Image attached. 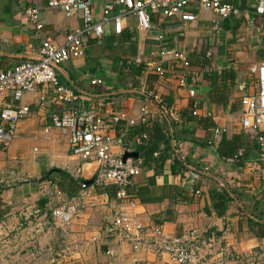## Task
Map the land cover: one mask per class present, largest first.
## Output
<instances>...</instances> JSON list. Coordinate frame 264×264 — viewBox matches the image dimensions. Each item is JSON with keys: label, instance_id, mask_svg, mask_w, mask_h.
<instances>
[{"label": "crops", "instance_id": "crops-1", "mask_svg": "<svg viewBox=\"0 0 264 264\" xmlns=\"http://www.w3.org/2000/svg\"><path fill=\"white\" fill-rule=\"evenodd\" d=\"M91 2L98 17L105 0ZM232 3L239 10L236 18L217 21L211 12L199 10L192 2L189 8L196 14L195 22L183 25L178 17L166 20L158 15L151 32L145 34L134 30L133 16L125 18V29L120 35H115L112 23H108L100 41L88 40L84 56L65 62L57 73L62 84L89 96V105L99 109L101 115L123 110L136 126L142 106L148 107L153 121H159V114L146 97L128 88L129 84L139 88L145 79L142 75L133 77L126 64H131V58L138 54L145 58L152 54L156 32L163 33L169 45L183 49L191 63L189 71L201 76L195 98L178 87L176 77L180 68L164 80L151 75L145 82L179 114L189 111L193 101L198 102L202 116L211 114L210 120L202 124L195 120L179 127L190 131V137L198 142L186 141L185 160L191 164L189 170V166H195L201 174L193 178L190 171L172 173L169 161L166 162L155 185L149 187V195H143L146 200L141 203L137 199L138 218L148 229L162 226L168 235L197 229L204 238L213 237L215 246L207 251V264H264V238L253 235L247 220L253 217L264 224L248 212L254 209L262 217L264 161L258 160L257 150L252 148L251 160L239 169L221 160L216 145L208 143L212 138L208 127L211 123L225 128L222 136L227 140L237 135L254 140L239 128V103L242 96L254 91L249 66L264 63V14L255 13V0H232ZM26 8L39 10L43 24L40 31L28 23L24 15ZM80 24L78 16H65L60 10L48 9L45 0H0V68L7 69L24 61L25 50L35 49L46 37L61 43L65 34ZM208 50L211 56L205 58L203 54ZM95 78L102 84L91 86L90 80ZM118 90L126 92L112 94ZM42 95L44 105L38 103ZM20 103L32 113L18 124L16 138L8 148L0 144V262L51 264L52 257L66 250L70 253L63 258L64 264H90L85 256L90 251L104 257V264H171L166 255L158 254L151 246L134 250L100 233L112 221L114 197L93 189L94 165L81 167L78 158L70 154L66 138L51 125V116L61 111V104L41 87L25 94ZM121 129L118 126L113 134L119 135ZM261 132L264 135V125ZM63 173L72 180L85 181L95 201L92 208L82 211L70 225L58 228L50 215L56 202L47 200L41 191L62 184L63 198H75L79 191L75 193L74 186L63 182ZM151 175V170L143 169L133 179L134 190L146 187ZM220 181L226 188H234L241 198H233L225 214L218 217L212 211L208 191L220 190L223 187ZM196 190L200 191L199 196L194 195ZM94 236L100 239L92 241ZM145 242H149V234Z\"/></svg>", "mask_w": 264, "mask_h": 264}, {"label": "built area", "instance_id": "built-area-1", "mask_svg": "<svg viewBox=\"0 0 264 264\" xmlns=\"http://www.w3.org/2000/svg\"><path fill=\"white\" fill-rule=\"evenodd\" d=\"M48 9L60 10L65 16H78L81 24L65 34L61 43L46 37L34 49H26V59L14 66L0 68V144L5 149L13 142L17 135L18 124L31 115V109L20 103L22 97L41 87L50 92L54 101L61 104V111L51 116V125L59 130L66 138L71 155L78 158L81 167L94 165L92 173V187L95 190H104L114 187L113 218L100 233L106 239L115 240L130 245L134 250L141 246H151L160 255H166L171 264H207L205 259L207 251L215 246L213 237L206 239L197 229L190 230L181 235H168L162 226L146 228L138 218L136 208L138 201L134 195L128 193V186L133 179L143 170L140 159L123 160L125 152H133L137 146L142 145L146 134H138L126 140L127 129L135 126L133 119H128L126 112L117 110L109 115H101L99 109L89 105L87 95L74 92L73 89L60 82L58 77L59 67L74 58L83 57L88 40L100 41L104 36V27L108 23L113 25V33L120 35L125 29V18L133 16L136 20L134 30L145 34L151 32L153 24L151 12H156L159 17L172 20L178 17L183 25L196 21V14L189 8L194 2L199 10L211 12L217 21L236 18L239 10L232 0H105L100 15L93 13L91 0H45ZM255 13L264 14V0H255ZM24 15L28 23L36 31L42 29L40 12L35 8H26ZM217 23V22H216ZM249 23L252 21L249 19ZM165 35L156 32L154 35V51L148 57L138 54L131 58L130 63L142 65L141 75L146 78L154 76L157 80H164L180 68L177 75V85L186 90L190 98H195L196 77L189 71L191 63L187 53L173 45H169ZM203 56L210 58V50ZM129 63V62H128ZM248 75L253 82V93L244 95L240 99L239 128L258 144V160L264 161V135L261 130L264 125V63L252 64L248 68ZM139 88H128L147 98L157 109L159 122H171L176 127H181V118L175 107L170 105L158 92L149 88L147 83ZM102 84L98 78L91 79L90 85ZM45 96L39 98V104L44 105ZM88 103V104H87ZM192 115L198 112V102L191 106ZM147 106L139 109V123H147L150 118ZM206 117H211L207 113ZM121 126L120 134L114 135L113 131ZM225 128L215 127L212 131L211 143L216 145ZM172 130L169 127V135ZM169 158L185 161L187 156V142L174 141L171 143ZM159 152L153 154L157 157ZM257 160V161H258ZM81 171L83 169L81 168ZM78 178V176H76ZM43 197L50 202H56L50 209L53 225L65 228L78 215L87 208H92L94 203L88 201L91 192L87 184H83L77 196L70 200L63 198V193L55 186L43 189ZM199 196L200 191H194ZM37 230V231H36ZM34 230L36 233L38 229ZM149 234V242L145 236ZM99 237H92L96 241ZM100 239V238H99ZM64 250L61 254L52 257L51 264H64V259L69 255ZM109 254V251L107 252Z\"/></svg>", "mask_w": 264, "mask_h": 264}, {"label": "trees", "instance_id": "trees-1", "mask_svg": "<svg viewBox=\"0 0 264 264\" xmlns=\"http://www.w3.org/2000/svg\"><path fill=\"white\" fill-rule=\"evenodd\" d=\"M157 16L158 14L156 12L150 13V18L153 23H157L158 21ZM126 67L130 72H132L133 77H139L141 75V71L143 68L141 64L134 65L133 63L128 65L126 64ZM195 77H196V81L194 82V86L196 87L201 80V76L200 74H195ZM229 77L231 79L234 78V74L231 73ZM193 102L191 106L193 105ZM180 118L182 121L181 127L183 126V124L190 123L195 120L199 124L200 123L202 124V122L206 120H210L209 117L202 116L199 113V104H198V112L196 115H192L191 110H189L185 114L181 112ZM169 127L172 130V137L174 141L176 142L188 141L195 144L198 143L194 138L190 137L191 134L190 131L183 130L181 128L179 129L171 122L167 123L166 121L159 122L157 120L155 121L150 120L148 124L139 123L138 125L129 127L127 129V136L125 138L126 140H129L134 135L146 134V139L144 140L143 144L137 146L135 148V152L138 153V158L142 163L143 169H147L149 171L151 170L152 175L148 178L147 181L148 183L146 187L136 189L135 191L133 184L128 186V193L134 195L135 199L136 200L138 199L141 203L146 200L143 197V195L145 194L149 195V187L155 185V179L157 176H159L162 173L163 167L166 164V162L169 161L168 167L172 173H179L181 171H187V172L190 171L191 174L193 173V171L187 168L188 165L190 164L189 161L187 160L179 161L177 159L171 160L169 158V152L171 151ZM208 127H209V131H212L215 128V126L212 123ZM208 143H211V140H208ZM252 148L257 150V155H258V144L256 143V141L251 140L245 137L244 135L233 136L230 140H227L224 138V136H222L216 144V151L218 156L221 158V160L229 162L235 165L239 169L243 168L246 165V163H248L251 160L250 151ZM155 152H159V155L157 157L153 156ZM57 172L62 173L59 171ZM63 175L65 179L63 182H68L70 187L74 186L76 188L75 193L80 190L83 184H85V181L83 180L76 181V180H72L71 178H69V176H67L64 173ZM56 187L62 192L63 190L62 184H58ZM101 191L104 192L106 195H110V196L113 195L114 197V193H115L114 187H108ZM230 193L233 196H231ZM208 196L212 201V211L218 217H221L225 214L228 204L233 200V198L236 197L239 200L241 198L239 197L237 191L232 187L229 188V192H227V190L224 187L220 188V190L211 189L208 191ZM262 198L264 199V195L262 196ZM254 207H257V202H255ZM261 209H262V217H258L254 209L248 210V212L251 215L255 216L256 218L264 221V204L262 205ZM254 219L251 217H247L250 230L252 231L255 237L264 238V224L259 223L258 220L255 221Z\"/></svg>", "mask_w": 264, "mask_h": 264}, {"label": "water", "instance_id": "water-1", "mask_svg": "<svg viewBox=\"0 0 264 264\" xmlns=\"http://www.w3.org/2000/svg\"><path fill=\"white\" fill-rule=\"evenodd\" d=\"M128 91H130V90H128ZM122 92H126V90H121V92L118 90V91L112 92V94L113 93H122ZM132 92H135V91H132ZM170 141L173 144L172 133H170ZM130 158L138 159V153L135 152V151L134 152H125L124 155H123V160L130 159ZM189 168H190L191 171H193V173H192L193 178H196L198 175L201 174V171L197 170L196 168H194L192 166H189ZM87 183L91 184V182H87ZM220 184H221V186H223L227 190V192H229V189L226 188V186L221 181H220ZM230 195L233 196L231 193H230ZM251 218H253V217H251ZM254 220L257 221L256 219H254Z\"/></svg>", "mask_w": 264, "mask_h": 264}, {"label": "rangeland", "instance_id": "rangeland-1", "mask_svg": "<svg viewBox=\"0 0 264 264\" xmlns=\"http://www.w3.org/2000/svg\"><path fill=\"white\" fill-rule=\"evenodd\" d=\"M92 195H93V194H91V195L89 196L90 199L88 198V201H91V202L94 203L95 200H93ZM90 230H91V229H90ZM98 245H99V244H98ZM98 245H96V246H98ZM96 246H95V247H96ZM85 256H86V257H89V258L86 259V260H90V264H104V262L106 261V259H105L104 257L100 256V254L97 253L96 251H90V252L87 253ZM111 256H113V255H111ZM73 261H74V260H73ZM70 262H72V261H70ZM88 263H89V262H88ZM0 264H3V263L0 262Z\"/></svg>", "mask_w": 264, "mask_h": 264}]
</instances>
